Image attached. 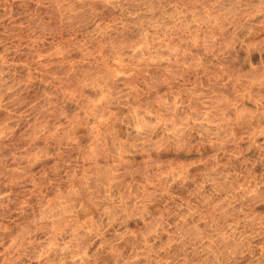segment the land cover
<instances>
[{"label":"rangeland","instance_id":"obj_1","mask_svg":"<svg viewBox=\"0 0 264 264\" xmlns=\"http://www.w3.org/2000/svg\"><path fill=\"white\" fill-rule=\"evenodd\" d=\"M0 264H264V0H0Z\"/></svg>","mask_w":264,"mask_h":264}]
</instances>
